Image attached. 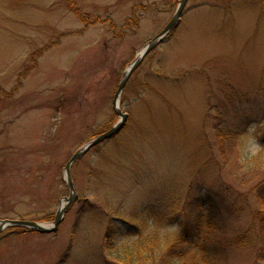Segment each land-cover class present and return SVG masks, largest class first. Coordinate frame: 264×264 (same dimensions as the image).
I'll return each instance as SVG.
<instances>
[{"label": "rangeland", "instance_id": "374dc122", "mask_svg": "<svg viewBox=\"0 0 264 264\" xmlns=\"http://www.w3.org/2000/svg\"><path fill=\"white\" fill-rule=\"evenodd\" d=\"M178 2L0 0V220L53 222L70 193L66 162L120 119L119 80ZM119 109L121 131L71 165L76 197L57 230L5 228L0 264H124L105 249L111 223L119 244L153 229L188 240L205 196L225 222L218 245L226 250L214 263L255 264L256 224L242 201L253 181L241 185L228 172L237 157L264 160V0H187L130 75ZM217 115L243 139L227 165ZM246 230L253 247H227Z\"/></svg>", "mask_w": 264, "mask_h": 264}, {"label": "trees", "instance_id": "16d2710c", "mask_svg": "<svg viewBox=\"0 0 264 264\" xmlns=\"http://www.w3.org/2000/svg\"><path fill=\"white\" fill-rule=\"evenodd\" d=\"M224 124L220 115H217L215 124L213 125V133L215 144L218 145L220 155L225 161L224 165H227L231 161L234 148L236 150L239 146L237 140L240 139L242 141L243 139L241 134L237 132L232 133L227 130ZM208 158L216 161L212 154H209ZM233 166L235 167L231 168L228 172L230 178L244 186L253 181L250 184V192L244 194L245 199H242V201L244 203L243 208L250 211L252 220L256 224L255 229L257 231L259 246L255 249V264H264V160L257 156L246 157V159L245 157H237ZM246 169L252 172H260V177L256 178V175H254L253 180H247L249 177H247V173L243 172ZM197 170L200 172V169ZM231 187L232 185L228 186V188ZM217 194L219 195L220 193ZM248 195L254 196L255 209L251 207ZM239 197H241V194H239ZM215 199L209 196L200 199V209L205 213L204 220L201 218L194 225L195 231H193V234H190L191 239L187 240L185 238L188 233L183 236L180 235L181 237L179 236L180 238L176 239H172L168 235L163 237V235L155 232L156 229H153L147 235L139 233L134 240L125 244H119L116 241L115 229H113L111 223L110 228L107 229L104 235L105 249L112 250L116 260H121L124 264H141L142 262L149 264H217L214 262L222 259L226 250L225 246L220 247L218 245L224 243L225 239L223 236L226 232L224 219L218 212L221 208L217 207ZM211 200H214L213 203ZM114 210L115 212L118 211ZM123 221L127 222L125 219ZM215 221H218L221 225L217 226ZM14 229L22 230V228L18 227ZM209 229L219 231L221 237L213 241ZM251 231L246 230L234 236L228 240L227 247L231 246V244L239 245L242 248L253 247L257 242L250 234ZM231 240L233 243H231ZM182 243L184 245L180 246Z\"/></svg>", "mask_w": 264, "mask_h": 264}, {"label": "water", "instance_id": "95a60500", "mask_svg": "<svg viewBox=\"0 0 264 264\" xmlns=\"http://www.w3.org/2000/svg\"><path fill=\"white\" fill-rule=\"evenodd\" d=\"M187 0H179L177 7L170 18V20L166 23V25L147 43L143 46V48L139 51L140 54L136 56V58L131 62L129 67L125 70L123 75L121 76L117 89L113 95L112 105L113 111L116 115L120 117V119L113 124L108 130L105 132L95 136L94 138L88 140L85 144H83L77 151H75L68 161L65 164V178L67 185L69 187L70 193L67 198H65L63 206L57 209L54 215V220L51 223H43L35 220H26V219H2L0 220V232L8 227H22L24 229L35 231L39 233H51L57 230L59 223L62 221L64 214L70 204L71 201L76 197L74 193L73 182L70 174V167L73 162L86 154L92 147L103 142L106 139H109L115 136L117 133L121 131L123 126L125 125V121L127 119V114L123 113L119 109V97L122 89L124 88L127 80L129 79L132 72L138 67V65L142 62L144 57L151 51V49L157 44L159 41L166 36L169 31L175 27L180 20L181 14L184 10Z\"/></svg>", "mask_w": 264, "mask_h": 264}, {"label": "bare ground", "instance_id": "6f19581e", "mask_svg": "<svg viewBox=\"0 0 264 264\" xmlns=\"http://www.w3.org/2000/svg\"><path fill=\"white\" fill-rule=\"evenodd\" d=\"M140 52H141V51H140ZM140 52H138L137 54L139 55ZM63 204H64V201H62V202L60 203V208L63 206Z\"/></svg>", "mask_w": 264, "mask_h": 264}]
</instances>
